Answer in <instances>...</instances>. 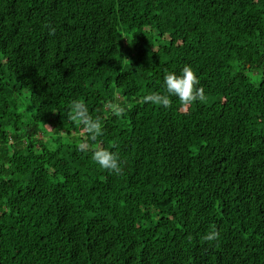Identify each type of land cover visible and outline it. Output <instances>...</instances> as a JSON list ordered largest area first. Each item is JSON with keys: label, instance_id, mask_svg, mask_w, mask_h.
<instances>
[{"label": "trees", "instance_id": "obj_1", "mask_svg": "<svg viewBox=\"0 0 264 264\" xmlns=\"http://www.w3.org/2000/svg\"><path fill=\"white\" fill-rule=\"evenodd\" d=\"M185 63L203 101L140 102ZM0 264H264V0H0Z\"/></svg>", "mask_w": 264, "mask_h": 264}, {"label": "clouds", "instance_id": "obj_2", "mask_svg": "<svg viewBox=\"0 0 264 264\" xmlns=\"http://www.w3.org/2000/svg\"><path fill=\"white\" fill-rule=\"evenodd\" d=\"M55 29L50 28V33ZM200 85L199 77L190 64L185 63L179 71H165L163 74L162 91H151L142 96L141 103L161 106L165 109L172 107V97H175L182 106H188L193 102L205 99L204 88ZM113 115H121L123 109L119 105L109 104ZM67 118L81 125L87 134V138L77 145L80 152H90V159L103 170L119 175L122 172V163L119 154L109 148L98 144L90 146V141L95 142L103 135V122L100 115H93L88 105L81 99H72L68 104ZM219 232L213 226L203 239L208 242L216 241Z\"/></svg>", "mask_w": 264, "mask_h": 264}]
</instances>
